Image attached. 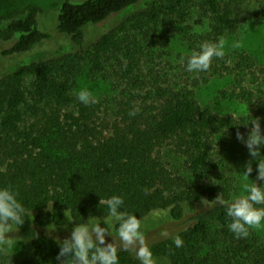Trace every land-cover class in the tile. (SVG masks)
<instances>
[{
	"label": "trees",
	"instance_id": "16d2710c",
	"mask_svg": "<svg viewBox=\"0 0 264 264\" xmlns=\"http://www.w3.org/2000/svg\"><path fill=\"white\" fill-rule=\"evenodd\" d=\"M42 11L33 5L23 16L0 17V186L18 193L24 223L13 227L29 246L23 259L0 248V264H57L59 240L45 229L109 218L104 201L112 195L140 221L168 211L178 223L182 247L173 236L151 247L167 264H264L255 229L242 239L228 229L226 207L244 188L221 140L237 130L246 135L254 117L264 129V66L237 51L213 58L207 71H186L200 43L252 18L246 1L65 0L54 36L40 23ZM98 26L103 30L87 40V29ZM56 35L68 47L23 58ZM178 43L183 51L174 56ZM85 66L111 85L113 97L78 101ZM223 77L231 78L224 98L255 113L221 115L202 105L197 89ZM133 108L139 111L130 116ZM167 151L179 168L169 165ZM117 256L118 264H139L128 249L117 247Z\"/></svg>",
	"mask_w": 264,
	"mask_h": 264
},
{
	"label": "clouds",
	"instance_id": "9594fccd",
	"mask_svg": "<svg viewBox=\"0 0 264 264\" xmlns=\"http://www.w3.org/2000/svg\"><path fill=\"white\" fill-rule=\"evenodd\" d=\"M225 43L223 38L215 42L200 43L198 50H193L186 58V71H207L213 58L222 59L225 56ZM232 47L238 48L240 43L234 42ZM76 95L78 101L84 105L96 102L93 94L87 89H81ZM138 111V108H133L129 115L134 116ZM244 125L249 128L246 135L239 130L236 132L237 141L246 147L250 157L242 172L249 178L255 165L256 178L251 180V184H245L244 194L234 197L226 207V215L230 218L228 229L237 239L247 238L250 229L258 228L264 222V130L261 128L259 117L250 119ZM216 200L224 205L219 196ZM104 203L108 215L117 223V233L123 248L126 250L129 246L138 244L135 255L139 264H156L140 232V220L135 214L122 210L123 197L112 195ZM24 215L25 208L18 199V193L11 185L0 186V243L11 246L13 242L7 238V234L13 230V226L24 223ZM104 224L106 225V221ZM109 235L112 236L111 232L108 227H101L99 218L93 220L91 217L86 223L76 224L70 235L58 243L57 264H118L117 246L114 242L106 243V236ZM172 242L177 248L183 246L179 235H174Z\"/></svg>",
	"mask_w": 264,
	"mask_h": 264
},
{
	"label": "rangeland",
	"instance_id": "374dc122",
	"mask_svg": "<svg viewBox=\"0 0 264 264\" xmlns=\"http://www.w3.org/2000/svg\"><path fill=\"white\" fill-rule=\"evenodd\" d=\"M65 0H0V17L8 18L15 15H25L28 8L33 5L41 6L43 11L40 15V23L42 27L54 36L56 30L57 17L61 5ZM246 4L251 9L252 18L245 20L239 27V29L232 34H228L223 37L225 40V54L233 55L235 52H245L249 54L257 63L258 66H264V0H245ZM260 13L261 16L257 18V14ZM259 14V15H260ZM103 30V26L90 27L87 29V40H92L97 37V35ZM57 31V30H56ZM234 42H239L240 47H232ZM179 44V43H178ZM180 45V44H179ZM176 47L173 55L176 56L178 52L182 50L181 45ZM68 47V41L65 37H59L56 35L54 38L50 39L49 42L40 46V48L34 52L25 55L23 58L26 59H36L41 58V54L44 55L46 52L52 54L56 52V49ZM183 51V50H182ZM19 57L21 61L23 58ZM1 65V61H0ZM231 85L230 77L215 78L209 83L201 85L197 89V95L203 106L211 107L212 110L221 115L232 114L235 116L247 115L250 113H255L254 108H249L245 105L238 103L237 101H231L224 98V91L227 90ZM81 89L89 90L95 100L103 101L106 96L113 97L114 93L112 91L111 85L100 79L93 78L88 72V67L85 66L81 76L78 79L76 85V94ZM263 98V96H262ZM264 130V129H262ZM221 140L227 144L224 148V161L231 174L236 178V184L239 187H243L245 184H249L251 177L255 174V165H253V173L248 177L243 175V166L250 159L246 147L237 141L236 137L231 134H224ZM264 151V149H262ZM165 159L169 161V165L173 168H179L181 161L175 157H172L169 151L165 154ZM95 220V219H93ZM101 227H108L112 236H106L107 242H114V244L123 248L118 237V233L115 230V221L112 217L100 218ZM106 221V225L104 224ZM140 232L142 233L145 244L150 248L153 244L159 242L160 240L166 239L168 237L174 236L180 227L176 221H174L168 211H155L149 216L140 221ZM72 223L68 225L58 227L51 226L45 229V233L51 237L56 238L59 241L67 238L70 235L71 229L74 227ZM255 229L257 234L264 240V222L261 226ZM164 233L168 235L165 236ZM7 238L12 240L11 246L7 244L0 243V248L6 250L11 258L23 259L29 254L28 243L21 240L17 234L16 229L7 234ZM138 244H134L128 247V250L135 255V250ZM136 256V255H135ZM156 264H167L163 258L154 257Z\"/></svg>",
	"mask_w": 264,
	"mask_h": 264
}]
</instances>
